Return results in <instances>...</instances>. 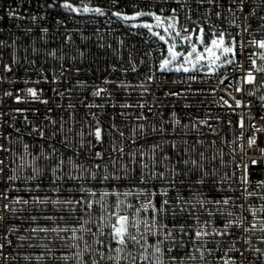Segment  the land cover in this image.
Instances as JSON below:
<instances>
[{"label":"built area","instance_id":"1","mask_svg":"<svg viewBox=\"0 0 264 264\" xmlns=\"http://www.w3.org/2000/svg\"><path fill=\"white\" fill-rule=\"evenodd\" d=\"M64 2L0 0V264H159L145 250L158 242L163 264H264V163H250L264 160V74L243 81L261 52L249 42L264 39V0H70L104 15ZM140 10L243 47L219 71L161 70L168 45L113 15ZM149 201L159 213L136 212ZM113 212L149 221L153 235L140 225V243L118 245Z\"/></svg>","mask_w":264,"mask_h":264},{"label":"snow or ice","instance_id":"2","mask_svg":"<svg viewBox=\"0 0 264 264\" xmlns=\"http://www.w3.org/2000/svg\"><path fill=\"white\" fill-rule=\"evenodd\" d=\"M113 2L115 3L116 0H113ZM208 2L214 3L215 0H208ZM233 2L235 3L236 0H233ZM239 3L243 5L244 0H239ZM50 7H51V5H50ZM60 7L66 9L68 12H74V13H79L82 11L84 13H90L91 12V13H96L98 15H104L105 14L101 8H90L86 5L83 6L82 8L76 7L70 2V0H65V2L62 5H60ZM173 12H175V9H173ZM12 15L14 16L15 14L13 13ZM113 15H115L118 18H121L123 20H134L139 16L151 15L157 21V27H163L164 23H165V19L162 18L161 16L156 15L155 13L137 12L133 16H127V15H122L120 12H116V13H113ZM217 15H219V13H217ZM33 19H36V17H33ZM261 19H264V17H262ZM178 25H179L178 20H176L174 17L169 18L167 27H164V32L166 34H168L170 38H172L170 30L174 31L175 32V38H179L181 44H183L185 42L190 44V50H188L186 53L185 52H178V51H176L177 44L175 42L169 44L168 49H167L168 55L161 62L160 66H159L161 70L172 71L173 69L170 67V65L173 62L180 59L181 57H183V63H181L178 67H176L174 69V71H176V72H180V71L189 72L191 69L189 67H185V65H191L192 69H194L197 64H201L203 62H206V66L208 67L209 72H215L217 69L223 67L224 65H230V64L236 62L237 47L238 46L243 47V42L237 41L235 37H233L231 41L226 42L225 33L224 32H218V33H214L213 34L214 38H212L210 40V42L207 45H205V40H204L205 29L203 27H199V34L196 36V42L192 43L193 33L196 32V29H193L190 31L187 28H182V31H180V30H177ZM143 27H146L149 30L152 29V25H150V24H144ZM244 30L247 31L246 28ZM44 31H47V30L44 29ZM182 32L185 33V35H182ZM152 34L154 36H157L160 40L165 41V43H168V40H166L165 35H161L158 32H153ZM249 43L251 45H253L254 47L260 49L261 52L259 54L255 53V52L248 54L249 60H250V69L251 70L247 71L246 75L243 77V81L245 84H253L254 82H256L257 77H256V75H254V73L264 74V65H258L256 59H252L253 56H257V55L259 56L260 59H264V39H258V40L254 39V40L250 41ZM197 44L205 45L203 47V51H198ZM222 57H224L223 62L218 63L219 61H221ZM150 79H151V77H150ZM193 79H195V77H193ZM224 79H227V77H225ZM223 82H224V80L222 79L220 81V83H223ZM103 91H104L103 89H100L96 93H94V95L99 96L101 94V92H103ZM236 91L240 92V91H243V89L237 88ZM28 93L32 97L38 98V94H37L35 89L29 88ZM8 94L10 95V93H8ZM171 94L175 95V93H171ZM16 99H17V102H20V97H16ZM233 99H235V98H233ZM43 103H47V101L45 100V101H43ZM224 104L228 105L229 107H232V105H230L227 100H224ZM235 106L240 107L241 101L236 100ZM17 111H21V110L17 109ZM239 126L241 128L244 127L243 118H241ZM95 137L97 140H101V138H102L101 130L99 128H97L95 131ZM256 143L257 142H256L255 137H251L247 141L248 147H250V148L253 147L254 145H256ZM241 150L243 151V149H241ZM259 151L261 152L262 156H264V147H260ZM97 155H99V153ZM185 163H187V161H185ZM193 163H195V162H193ZM250 163L252 165L262 164V163H264V160L258 161L256 159H251ZM0 164H3L2 160H0ZM97 167H99V165H97ZM243 167H244L245 172H244V175L241 177V180L243 183L247 184V183H249V179H248V175H247L248 165L245 164ZM0 171H3V170L0 169ZM159 175L163 176V173H160ZM10 179H11V177H10ZM105 179H108V177H105ZM256 186L257 187L264 186V180L259 181V183ZM166 194L167 193H165V195ZM249 195H252V193H249ZM17 202H19V201H17ZM23 203L27 204L28 201H23ZM77 203H79V202H77ZM216 203H220V201H216ZM223 203L225 205H227V204H229V200L225 199V200H223ZM167 204H168V201L165 200L163 202V205H161V209ZM4 207L7 208L8 205H4ZM115 207L117 209H119L120 205L117 204ZM241 207H243V205H241ZM149 209H151L153 212H156V213H159V211L161 210V209H156L155 206L151 203V201H149L148 205L141 206V207L137 208L136 212L137 213L146 212V211H149ZM261 211H264V208H262ZM112 215L115 216V222L111 224V228L113 231L110 233V235H112L115 238L116 243L120 246L126 247L128 245L129 241L133 242L134 244L140 243V241L137 239V237L135 235H133L130 231V229H133V228L139 230L140 225L145 226V231H147V234L149 236L153 235V233L150 229L154 225L152 223H150L149 221H146V220H138L137 221L133 217H130L129 215L120 214L119 212H113ZM228 215L231 216L232 213H228ZM252 215L255 216L256 213H252ZM0 220H3L2 216H0ZM232 226H234V224H233V221L230 220L228 222V224L225 225V228L232 227ZM235 226H239V223H237ZM256 227H257L256 224H253L251 226V229L254 230ZM41 230L45 231V229H41ZM244 230L249 231V229H247V228H245ZM33 231H36V229H33ZM260 231L264 232V224L260 225ZM204 234H206V233L196 232L195 235L197 238H199L201 235H204ZM167 235L171 236L172 233L169 232V233H167ZM141 238H143V233H141ZM98 243H100V241H98ZM159 243H161V242H158V244ZM158 244L157 245H148V248L145 250H148V249H151L154 247L155 248L154 254L157 255V260L159 261V264H163V261L159 260V254L161 253L162 249L158 246ZM141 247H144V245H141ZM0 248H3L2 244H0ZM121 250H122L121 248L115 249V251L117 253H119ZM255 251L260 252L261 249L257 248V249H255ZM241 256L243 257V253H241ZM109 258L111 259V257H109ZM201 258H203V254H201ZM101 259H104V257L101 256ZM145 259H149V257H145ZM225 264H228V262L226 261Z\"/></svg>","mask_w":264,"mask_h":264},{"label":"rangeland","instance_id":"3","mask_svg":"<svg viewBox=\"0 0 264 264\" xmlns=\"http://www.w3.org/2000/svg\"><path fill=\"white\" fill-rule=\"evenodd\" d=\"M72 4H73L74 6H76V7H81V8L83 7V6H79V5H77L76 3H72ZM84 6H85V5H84ZM86 6L90 7L89 5H86ZM137 12L155 13L156 15L161 16L162 18H164V19H165V23H164V26H163V27H157V21L154 19L153 16H151V15H143V16H139V17H137V18L134 19V20H129V21H131L134 25H136V26H143L144 24H150V25H152V29H151V31H152V32H158V33H160L161 35H165V38H166V40H168V43H165V41H162V40H160V39H159V40H160L161 42L165 43V44L168 45V46H169V44L175 42V43L177 44L176 51H178V52H182V51H181L182 48L187 47V46H190V44L187 43V42L181 44V42L178 41V40L175 38V32H174V31L170 30V32H171V37H172V38H170L169 35L166 34V33L164 32V27H167V24H168V20H169V18H173V16H167L166 14L156 13V12H152V11H143V10H140V11H134V12H129V13H127L126 15H127V16H133V15H135ZM177 30H178V27H177ZM198 34H199V33H198ZM198 34H196V33L193 34L192 43H195V42H196V36H197ZM173 38H174V39H173ZM209 42H210V40L207 41V42H205V45H207ZM226 42H228V41H226ZM205 45H199V44H197V49H198V51H203V47H204ZM167 55H168V52H166V53L164 54V56H163L162 59H161V62L167 57ZM229 58H230V57H229ZM223 60H224V57H222V58H221V61H219L218 63H222ZM181 63H183V57H181L180 59H178L177 61L173 62V63L170 65V67L173 69L172 71H174V69H175L176 67H178ZM225 66H227V65H224L223 67L217 69L216 71H219V70L223 69ZM185 67H189V68L191 69L190 71H193V70L197 69V70H201V71L209 72V69H208V67L206 66V62H203V63H201V64H197V65L195 66L194 69H192V66H191V65H185Z\"/></svg>","mask_w":264,"mask_h":264}]
</instances>
